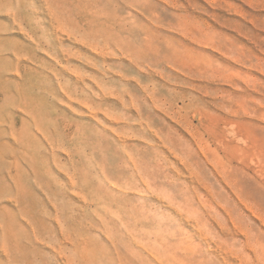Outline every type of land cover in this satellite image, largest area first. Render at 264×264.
<instances>
[{
    "label": "rangeland",
    "instance_id": "1",
    "mask_svg": "<svg viewBox=\"0 0 264 264\" xmlns=\"http://www.w3.org/2000/svg\"><path fill=\"white\" fill-rule=\"evenodd\" d=\"M0 103V264H264V0H0Z\"/></svg>",
    "mask_w": 264,
    "mask_h": 264
},
{
    "label": "bare ground",
    "instance_id": "2",
    "mask_svg": "<svg viewBox=\"0 0 264 264\" xmlns=\"http://www.w3.org/2000/svg\"><path fill=\"white\" fill-rule=\"evenodd\" d=\"M17 91H18L17 93L19 95V98L20 97L21 98H20V101L17 103L19 109L18 110H15V111L20 116H22L24 113H26L29 116V118L31 119V122L34 125H36L39 128H43V122H42V117H41V114L42 113L39 112V108H37L36 106H31V107H29L30 110H28L27 107H26V105H28V104L22 98L23 93L21 94L20 89H18ZM5 97L6 98H9V96H7V95H5ZM6 100H8V99H6ZM8 105L9 104L7 103V106ZM7 106L6 105H3L2 103H0V204H3V203H5L8 200V199L6 200V198H5L8 195V192H9L6 184H7V180L8 181L9 180L10 181H13L12 180L13 176L10 173L11 167L14 165V163L18 167V165L16 164L17 161H19L20 163H23V162L25 163L27 161L26 155H29V153H30L29 151H28V153L26 155H25L26 152L24 153V151H25L24 148H27V146H26V144L24 142V134L27 133L26 132V130H27L26 126L27 125L25 124V121L26 120L24 119L25 121L24 120L21 121L22 122L21 123V128L22 129L19 128L18 127L19 121H16L14 119V117L11 115V113L7 110ZM30 126H31V124H30ZM36 126H34V127H36ZM36 133L37 132H35V135H36ZM35 135H33V137H35ZM9 140H14V143H15L14 146L16 147L15 149H13L14 147L13 148L10 147L9 144H11V143H9ZM6 148H8V149H6ZM30 150H31V148H30ZM7 157H12V159L14 158L13 161H15V162L12 163L13 161L12 162L6 161V158ZM30 164L32 165V160H30ZM29 168H30V166H29ZM14 172L12 174H14ZM18 172H19V170H18ZM14 177H17V176L15 175ZM15 181H17V180L15 179ZM20 188H21V186H20ZM15 195H16V193H15ZM3 212H5L4 207H1L0 208V230H2V233H3L4 237H5V234H6V231L5 230H6V226L7 225L5 224V220H4V217H3L4 216L3 215ZM8 260L9 259H7L6 261H8Z\"/></svg>",
    "mask_w": 264,
    "mask_h": 264
}]
</instances>
